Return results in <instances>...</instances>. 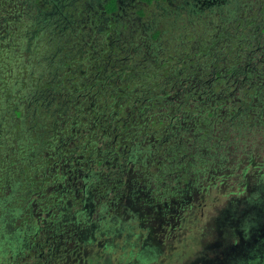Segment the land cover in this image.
<instances>
[{"label": "flooded vegetation", "instance_id": "af4514ba", "mask_svg": "<svg viewBox=\"0 0 264 264\" xmlns=\"http://www.w3.org/2000/svg\"><path fill=\"white\" fill-rule=\"evenodd\" d=\"M200 87L239 122L264 97V0H0V187L29 209L3 264H52L68 204L80 233L101 177L126 187L116 178L187 137Z\"/></svg>", "mask_w": 264, "mask_h": 264}, {"label": "rangeland", "instance_id": "374dc122", "mask_svg": "<svg viewBox=\"0 0 264 264\" xmlns=\"http://www.w3.org/2000/svg\"><path fill=\"white\" fill-rule=\"evenodd\" d=\"M7 6L16 11L14 2ZM253 127L243 135L236 130L214 158L188 160L189 171L182 175H165L161 157L142 160L116 178L126 187L111 190L113 178L101 177L89 196L91 205L80 214L82 232L74 230L70 203L64 218L56 220L60 233L52 264H264V124ZM39 204L31 213L40 215ZM17 223L9 215L6 232L0 233L11 262L21 237ZM34 227L30 222L21 229L29 233ZM61 230L75 232L77 240L62 239ZM4 260L0 255V264Z\"/></svg>", "mask_w": 264, "mask_h": 264}, {"label": "trees", "instance_id": "16d2710c", "mask_svg": "<svg viewBox=\"0 0 264 264\" xmlns=\"http://www.w3.org/2000/svg\"><path fill=\"white\" fill-rule=\"evenodd\" d=\"M8 17V15H7ZM11 19V18H7ZM9 20H7L6 24ZM6 33V36L3 37L2 44L3 47H7L10 42V35L8 31L2 33L3 35ZM5 40V41H4ZM220 92L218 90L213 89L211 92L205 93V88L200 87L197 90V99H196V107H189L187 105L182 111L181 125L182 129L188 130V135L186 138L180 139L174 143V146L169 147V149H165L166 151L163 153V160H165L166 164L160 168V170H165L166 168L171 169L167 172H179L180 175L184 171H189L186 162L191 160L193 157H198V160H208L214 158V156L218 155L217 149L227 144V140L233 137L236 134V130L239 131L240 135L244 133H248L254 129V126L263 125L264 124V97L257 98L252 97L254 100L253 103L246 102L243 107L244 111L240 117L244 114L248 113L249 117L243 122H239L238 119L231 120L228 113L223 111L227 106L228 95L225 96L219 95ZM187 103L188 98L184 99ZM189 102V101H188ZM189 102L188 104H190ZM185 104H183V107ZM182 107V108H183ZM247 108L249 110H247ZM190 110L194 112V114L190 115ZM252 118L254 122H250ZM239 122V124H238ZM185 132H182V135ZM231 145V144H229ZM251 160H253V156L250 155ZM173 162H177L176 167L172 166ZM167 165V166H166ZM166 166V168H164ZM166 171V170H165ZM1 172V171H0ZM166 172V174H167ZM2 173V172H1ZM165 174V175H166ZM11 181V179H10ZM7 182L6 184H8ZM2 186L0 187V233L6 232L5 225L3 220L12 216L14 219H18L17 217L21 216L20 213H27L29 209L19 208L17 203H14L16 196L13 198V195H16L15 192H11L9 196L6 191H3ZM9 198V199H8ZM12 199V200H11ZM9 200H11L9 202ZM16 204V205H15ZM3 239L0 237V250L2 248Z\"/></svg>", "mask_w": 264, "mask_h": 264}]
</instances>
